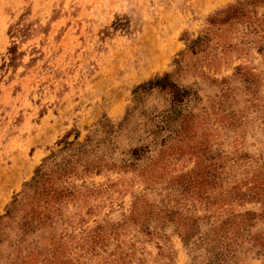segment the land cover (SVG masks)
<instances>
[{"label":"rangeland","instance_id":"374dc122","mask_svg":"<svg viewBox=\"0 0 264 264\" xmlns=\"http://www.w3.org/2000/svg\"><path fill=\"white\" fill-rule=\"evenodd\" d=\"M0 264H264V0H0Z\"/></svg>","mask_w":264,"mask_h":264},{"label":"trees","instance_id":"16d2710c","mask_svg":"<svg viewBox=\"0 0 264 264\" xmlns=\"http://www.w3.org/2000/svg\"><path fill=\"white\" fill-rule=\"evenodd\" d=\"M149 83H155V82H149ZM34 180H35V178H34ZM31 184V183H30ZM10 209H8V211H9Z\"/></svg>","mask_w":264,"mask_h":264}]
</instances>
